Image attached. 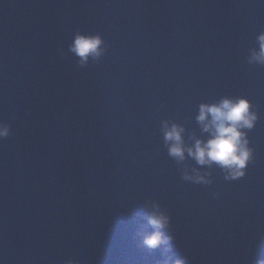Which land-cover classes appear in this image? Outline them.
Returning a JSON list of instances; mask_svg holds the SVG:
<instances>
[{
  "label": "water",
  "instance_id": "1",
  "mask_svg": "<svg viewBox=\"0 0 264 264\" xmlns=\"http://www.w3.org/2000/svg\"><path fill=\"white\" fill-rule=\"evenodd\" d=\"M261 31L264 0H0V264L264 259V66L246 60ZM76 32L105 41L83 68ZM223 96L259 115L233 181L171 157L161 131L206 140L199 105ZM194 170L211 183L183 179ZM152 205L173 239L150 250Z\"/></svg>",
  "mask_w": 264,
  "mask_h": 264
},
{
  "label": "clouds",
  "instance_id": "2",
  "mask_svg": "<svg viewBox=\"0 0 264 264\" xmlns=\"http://www.w3.org/2000/svg\"><path fill=\"white\" fill-rule=\"evenodd\" d=\"M256 46L250 49L246 57L249 65L264 66V31L256 37ZM105 41L99 34H83L76 32L69 51L78 58V65L86 67L90 60L96 61L105 52ZM259 119L251 101L243 96H223L213 103H201L198 109L196 121L203 133L208 134L206 140L192 137L194 143H185L183 126L167 120L162 121L161 131L163 140L168 147V154L177 161L185 159V153L193 158L199 165L213 164L225 172V180L233 181L246 175V168L253 160L254 149L250 147L248 131L252 130ZM11 135V126L0 121V140ZM195 175L184 172L183 179L194 183L210 184L211 180L194 170ZM217 194L213 193V198ZM148 224L154 231L143 236L142 245L150 250L158 248L162 244L169 243L173 237L168 232L170 217L166 215L158 205H152L147 213ZM171 260V257H169ZM66 264H75L68 260ZM165 264H168L166 261ZM174 264H186L185 258L175 259ZM256 264H264V259Z\"/></svg>",
  "mask_w": 264,
  "mask_h": 264
}]
</instances>
